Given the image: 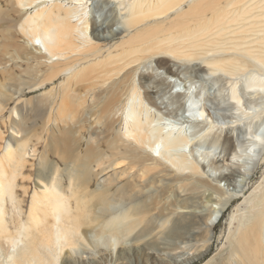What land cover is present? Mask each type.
<instances>
[{
	"label": "bare ground",
	"instance_id": "bare-ground-1",
	"mask_svg": "<svg viewBox=\"0 0 264 264\" xmlns=\"http://www.w3.org/2000/svg\"><path fill=\"white\" fill-rule=\"evenodd\" d=\"M88 1L0 0V115L25 91L40 90L21 105L17 120L8 117L13 136L0 157V264H57L63 249L60 264H124L140 252L190 264L207 254L220 214L238 196L219 185L233 175L212 183L190 152L201 149L207 157L220 145L224 160L243 158L242 179L264 165V154L255 162L256 138L264 133V0H115L104 18L110 39L99 37ZM117 23L121 29L113 33ZM149 59L168 79L179 77L173 66L180 62L192 63L203 79H227L228 87L216 89L218 76L210 79L206 90L187 78L167 80L192 133L173 120L176 112H157L149 93H141L147 77L138 69ZM19 63L26 67L16 71ZM181 83L183 91L176 88ZM253 95L260 101L246 100ZM228 116L263 119L250 138L238 130L192 144L207 119L239 120ZM25 171L42 194L34 193L29 224L20 223L18 212L11 229L7 203L20 211L17 186L28 180ZM260 186L232 236L228 228L227 247L205 264H264V172ZM189 240L194 249L173 257ZM81 244L87 251L76 255Z\"/></svg>",
	"mask_w": 264,
	"mask_h": 264
},
{
	"label": "rangeland",
	"instance_id": "rangeland-1",
	"mask_svg": "<svg viewBox=\"0 0 264 264\" xmlns=\"http://www.w3.org/2000/svg\"><path fill=\"white\" fill-rule=\"evenodd\" d=\"M115 2H116L115 0H107V1L89 0L86 4V10H89L88 11L89 17L93 18L99 25L98 31H97L99 33V37H104L106 39H110V37H111V33H110L109 29L104 27L105 26L104 25V18H106V17L110 18L111 14L114 13ZM65 3H66V1H65ZM33 9H31V10H33ZM102 25H103V27H102ZM120 29H121L120 23H117V24L112 26L113 33L120 31ZM87 33H89V29H88ZM19 43L21 44L22 42L19 41ZM36 45L41 46L38 42H36ZM19 64H20V68H18V67L15 68V66H14V69H16V71L21 70V69L26 67V65L23 63H19ZM173 64L174 63L170 62L171 66H173ZM174 68H176L179 77L172 76L170 79H168L167 74L165 73V70L161 67H157L153 59H151V60L149 59V60L145 61L144 63H142L139 66L138 72L143 74L147 78L145 79L144 86L140 88V91H141V93L144 90L147 91L151 97L150 99L154 103L156 102L158 104V106L160 107V109H158L157 107H155L156 105L151 104L152 109L156 108L157 112H166L168 109L173 111V112H176L177 116L174 117L173 120L175 119L178 122H180V121L183 122V125L188 130V133H192L194 131L193 123H191L190 120H188L186 118V113L181 110L180 103H178V102L175 103L172 99V96L178 95L179 92L174 93L175 95H173L170 92V90L168 91L169 87H167L166 84L168 83L169 80H172V79L175 80V78L177 81H181V80H183V78H187V79H190L192 82L195 83L194 89H198L202 85H205L206 86L205 90H206V88L210 86V79H213V78L217 77L218 75H215L214 77H211L208 80L203 79L204 76L201 75V71H196L194 69V65L192 63H187V62L186 63L185 62L177 63L173 66V69ZM149 76H150V78H149ZM241 79L236 80L237 81V83H236L237 92L239 90H241V88H242L241 87V83H242ZM160 81H164V84L161 85L160 87H156L155 85L157 84V82H160ZM217 81H216V84L213 86L214 89H216V87H219L221 85L225 86V88H226L229 85V83H226L227 79L226 78L224 79V76H221V77L218 76ZM195 86H196V88H195ZM176 88H178L181 91L185 90L184 85L182 83ZM180 88H183V90ZM225 88L223 89V92H226ZM214 89L208 90L207 93L213 94L212 90H214ZM174 90H176V89H174ZM174 90H173V92H175ZM179 90H176V91H179ZM39 92H40V90L36 91V92L25 91V93L19 98L20 101L16 102V100H15L14 102H11L10 104H8L6 106L4 112L2 113V115H0V135L2 137V139H0V157L2 156L3 151H4L3 147L6 145V143L8 141L12 140V136H13L11 129L8 128V126L10 124V120L8 118L10 113H13L12 118L17 120L19 118L18 116L21 115V113L19 112L21 105L25 104L24 106H26V107L29 106L30 104H28L27 101L30 100L33 96H36V94H38ZM248 99L251 101H254V100L260 101V99H257V96L255 97V95L251 96L250 98H247L246 100H248ZM12 108H14V111L10 112ZM28 117L30 118V116H28ZM236 119H239V120L237 122H234V123L227 122L226 124L225 123L215 124V123L211 122L210 118L207 119L206 126H204V124L202 125V129L200 130L201 133H199V135L196 137L194 136V138H193L194 140L192 141V144H194V143L196 144V142H202L200 140L207 134L214 135V136L218 137L219 135H223L224 133H226V134L232 135L234 137L238 133V130L244 132L243 138H250L251 135H249L248 132H250L252 130V128H254L256 125H258V123H260L262 121L263 117L260 116L258 118H254L252 120V119L244 118V116H240L237 118L228 116L225 120L235 121ZM249 122H251V123L249 124ZM230 123L235 125V126L233 128H229L228 126H231ZM28 124L29 123L27 122L26 126ZM261 128L264 129V124H262ZM44 137H46V136L44 135ZM256 139H258L259 149H260V153L258 155V158L255 160V162H258L260 157H262L264 154V133L258 135V137ZM42 145H43V143H42ZM42 145L39 146V149H38L39 152L43 149ZM155 154H157V152ZM223 155H224V149L220 145L213 148L212 152L207 157H206V154H204V152L201 149L199 151L195 150V151L190 152V157L194 161L199 163L200 165H203V176L207 177L212 183H215L218 180L219 175H224V174L225 175H230V174L233 175L229 182L228 181L224 182L222 180L219 185H221V187L224 190H226L228 193H232L233 195H235V194L238 195V196H235L232 198L233 199L232 202H229V204L226 206V208L220 214V218L217 220L218 222L216 221L217 223L214 226L213 231H212L210 248H209L207 254L204 257L199 258L190 264H205L206 261H209L211 258L216 257L217 254H219L221 252V250H224L227 247L226 235L228 232V228L230 227V229L232 230V233H231V236H232L233 232L235 231L236 227L238 226L243 215H245V214H243V211L247 207V198L250 197L254 193H258L259 189L261 188V186L257 188V185H258V183L261 182V178H262V175L264 172V165L263 166L256 165L257 167H255L254 172L250 176L246 177L245 179H242L240 174L242 173V168H243V167H241V163H242L243 158L241 156H237L233 159H229L226 161V160H224ZM26 156L28 159L32 160L31 156H28V155H26ZM50 157H52V156H50ZM50 157H49V159H50ZM52 158H54V157H52ZM54 159H56V158H54ZM33 161H35L34 166H32L31 169H30V167H28L31 171L35 169V165L38 163V157H36V159L34 158ZM61 167H62V165L60 164L59 169H61ZM120 170H122V169L118 168L116 170L105 171L106 174H104V176L102 177L101 180H106L109 177H111V175H113V174L117 175L118 172H120ZM31 171H25V174L28 175V177H27L28 180L24 179L25 182L21 181L19 183L20 186L19 185L17 186V189H18L17 190V198L21 202L20 211L13 209V207L9 203H7L6 218L9 221V226L11 227V229H13V225L11 222L12 218L16 220V218H17L16 215L18 214V212H19L20 223L29 224V221L27 222V219H28V216L30 213V209L32 208L31 203H32V199L34 197V193L35 192L39 193V195L42 194L41 193L42 190H40L41 187L36 182V178H35L34 174H32ZM112 177H114V176H112ZM67 183H68V181L66 180L65 185H67ZM244 183H245V188L243 190V193H241L240 189H242ZM181 190L182 189H179L178 191L181 192V194H183V192ZM230 221L232 223L229 225ZM128 243H130V242H127V244ZM176 244H177V242H176ZM179 247H180V249H178ZM179 247L177 248L178 250H176L172 254L173 257L178 258V259L182 258L183 257L182 254L185 253L186 251H192V249H194V247H195L194 240L186 241V243L181 242V243H179ZM83 251L84 252L87 251L86 245L81 244L75 248V252H76L75 254L76 255H78L79 253H82ZM64 252H65V250L63 249L61 254L59 255L57 264H60V261H61V258L63 256ZM141 253L142 252H140L139 254L133 253L132 255H129V257H127V260L124 264H144L145 263L144 261H146L145 264H166V263L167 264H173L174 263L172 258L166 259L163 261H156L155 258H152V257L151 258L148 257L146 259L144 257V255ZM142 260H143V262H142ZM174 264H176V263H174Z\"/></svg>",
	"mask_w": 264,
	"mask_h": 264
},
{
	"label": "water",
	"instance_id": "water-1",
	"mask_svg": "<svg viewBox=\"0 0 264 264\" xmlns=\"http://www.w3.org/2000/svg\"><path fill=\"white\" fill-rule=\"evenodd\" d=\"M263 130V129H262Z\"/></svg>",
	"mask_w": 264,
	"mask_h": 264
}]
</instances>
